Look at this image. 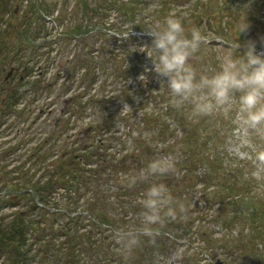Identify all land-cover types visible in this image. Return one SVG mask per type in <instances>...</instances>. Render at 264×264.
Returning a JSON list of instances; mask_svg holds the SVG:
<instances>
[{
    "label": "trees",
    "instance_id": "trees-1",
    "mask_svg": "<svg viewBox=\"0 0 264 264\" xmlns=\"http://www.w3.org/2000/svg\"><path fill=\"white\" fill-rule=\"evenodd\" d=\"M37 1H41V4L36 6V12L41 14L42 26L38 29L39 34L27 42L28 51L25 54V61L18 59L15 65L21 70V75L18 83L6 91L4 100L0 104V120L6 121L11 113L16 114L15 119H17L26 111L25 106L23 110L17 108L22 100H26L28 95L37 98L39 92L49 91L56 85L59 77L44 84V71L48 69L51 59L58 58V52L53 56H50V53L63 39L86 41L93 38L96 41L94 44L88 42L84 44L87 45L85 54L88 57L81 58L80 55L73 54L66 59L71 65L69 70L64 72L65 89L62 95L68 98L60 113V119H57L55 123L60 129V137L69 130L67 126L69 123L74 122L80 126L86 124L85 127L91 132L93 139L81 148L75 145L62 148L57 154L59 164L56 168L52 167V170L46 163L49 156L48 148L41 152L43 145H39L35 153L30 152L25 160L20 161L18 166L10 168L9 171H6L8 166L0 164V177L3 180L7 179L5 182L0 181V264H152L156 258H164L169 246L174 247L176 242H181V238L192 233L189 221L180 214L177 220L166 221L161 229V235L155 238L141 236L140 245L130 254L122 251L114 239V232L120 228L140 226L141 208L138 200L145 192L143 190L146 183L137 180L134 185H131L128 182L118 187V194L107 195H102L103 191L96 195V192L94 194L90 191V187L114 184L117 182L119 173L124 171L125 176L129 170L135 173L137 169L135 166L145 160L144 151L142 148L137 152L115 151L116 146H123L125 143L123 140L125 134L121 133L119 137L116 135L119 132V124L122 123L125 132L133 129L126 125L132 118L131 112H126L122 116L118 114L117 108L109 112L108 106L103 104L100 113L107 114L104 119L89 120L87 123L84 119L92 108L106 103L98 95L99 93L92 92L93 86L106 74L105 61H102L106 52L103 51L101 44L99 47H94L95 43L99 42L97 34L103 35V41L110 47L107 60L111 62V65L119 61L114 64L115 71H112L115 78L124 81L130 79L129 76H132V79L143 76L144 79L139 80L148 84L152 82L153 67H149L152 61L147 56L148 49L144 47L151 46L152 38L146 32L162 24L163 17L158 15V10L152 9L151 13H147V22L142 24L139 21L131 22L135 20L136 13H141L142 10L150 7L148 0H60L56 7L59 6L61 10H65L71 1L75 2L79 10L77 15H81L82 18H79L78 25H68L67 21L65 28V18L59 14H52L51 9L56 3L46 2V0ZM7 3V0H0V9H5ZM26 10L31 11L32 6ZM220 13L218 10L213 12L214 18L221 16ZM200 15L202 16V13ZM90 16L95 17L100 24L98 27L100 32L92 30L93 26L88 23ZM125 21L131 22V28H128L130 25H126ZM155 22L158 25H155ZM60 27H64V30L58 31ZM52 30H55V33ZM6 31H8L7 27ZM3 43H0V53H3ZM117 43L123 44L124 49L135 46L133 50H127V56L132 61V66H128V69L124 68L127 65L123 53L125 50L116 47ZM208 46L213 47V45ZM46 53L47 61L34 71L38 56L40 54L45 56ZM111 56L113 61L109 60ZM21 87H24V90L20 91ZM132 93L131 97L140 95L138 89H134ZM119 94L120 96H116L114 101L129 95L126 89ZM163 97L164 100L169 101L168 94ZM70 102L71 104H68ZM161 108L165 109V114L163 113L162 116L172 114L174 118H168L167 121L164 119V122L157 121V124L158 122L162 124H158L159 130H162L160 134L165 136L171 124L175 123V129L182 130L183 139H189L191 130L182 129L187 124L186 112L173 109L168 102ZM39 111L43 113L40 108ZM141 116L144 117V114ZM1 125L2 121H0V128ZM200 131L197 133H205L202 128ZM158 137L157 133L153 138ZM201 137L198 135L199 139ZM44 140L43 144L47 143L49 138ZM208 142L209 140L205 141L206 144ZM11 148L13 147H8L4 153ZM194 149L200 151V144L196 143ZM30 159L39 166L43 164V173L36 179V174L30 175L28 167L25 169V164ZM201 160L207 166L200 174L201 177L196 175L195 160L192 159L188 164L181 165L179 171H184L190 176L192 183L205 184L202 186V197L205 196L207 184L216 180L215 185L220 189V196L216 199L222 207L224 231H227L229 226L238 219L250 222L247 233L238 237L235 247L229 244L228 238L225 240L227 241L226 264H237L236 255L240 248L254 249V252L239 251L242 256L245 254L244 260H251L250 264H264V260L259 258L264 253L261 250L262 247L264 248V198L254 201L249 195L250 181H236L240 176L237 173V165L234 168L226 167L223 172L226 175L225 179L219 180L214 175L216 169L214 162L203 157ZM181 177L185 180L183 173ZM10 181L12 186L7 185ZM184 188L186 192L187 187ZM169 191L174 202L177 203L182 192L175 189ZM211 197L215 199L214 195ZM204 235H206L205 239L208 238L207 232H204ZM245 238L250 239L251 243L241 244ZM186 243L191 245L190 241ZM213 248L214 243L209 250ZM200 251L206 253L205 261L208 262H205L206 264H214V258L210 257L207 248H200ZM192 263L200 264L201 262L196 260Z\"/></svg>",
    "mask_w": 264,
    "mask_h": 264
},
{
    "label": "rangeland",
    "instance_id": "rangeland-1",
    "mask_svg": "<svg viewBox=\"0 0 264 264\" xmlns=\"http://www.w3.org/2000/svg\"><path fill=\"white\" fill-rule=\"evenodd\" d=\"M50 1H52L53 4L56 3L53 9H51V11H53L52 14H59L65 18V28L67 26V21L68 25L80 24L79 18H81V15H77L79 10L75 2L71 1L65 10H61L59 6L56 7L60 0H46V2ZM148 1L150 7L142 10L141 13H136L135 20L131 22L139 21L141 24L142 22H147V13H151L152 9L158 10V15L163 17V20L168 14L173 13L176 17L181 19L186 28L195 26L200 29L201 33L205 35L208 40L215 39L213 43L218 42L217 44H213V47L208 46L205 48L202 46L201 52L197 53V59L192 61V64L193 67L197 69L198 73L210 74L218 66L217 57L230 49L234 51L235 56H241L243 54V48L241 47L242 50H240L241 48H239V45H242L248 40L256 41V48L264 49V44L261 43V41L264 40V0ZM7 2L5 9H0V43L4 42L3 53H0V104L4 100L3 98L6 95V91L18 83L21 70L16 68L15 65L18 59L25 61V54L28 51L27 42L39 34L38 29L42 26L41 14H37L36 12V6L37 4L40 5L41 1L7 0ZM28 5L32 6L31 11L26 10L29 8ZM217 10L221 12V16L214 18L213 12ZM200 13H202V16ZM197 14H199V16ZM89 20L88 23L93 26L92 30L100 32L98 30L100 24L97 22L96 18L90 16ZM241 20H246L249 24V29L240 36L239 32L236 31V25ZM131 22L125 21L124 23L130 25ZM49 25L50 23L48 26ZM155 25H158V23L155 22ZM24 26L27 27L22 29ZM6 27L8 31H6ZM128 28H131V25ZM57 30L63 31L64 27H60ZM54 31L55 30H52V32ZM97 38L99 42L95 43L94 47H99L101 44L103 51L106 52V55L102 58V61H105L106 74L93 86L92 92L99 93L98 95L103 98L106 103L99 104L88 111V116L84 119V122L87 123L89 120L93 121L94 119H104L107 114H104V112L100 113L103 104L108 106L109 112L117 108L118 114L122 116L126 112H131L132 118L126 125L133 129L132 131L125 132L122 123L119 124V132L116 135L119 137V134H125V137L123 136L125 143L123 146H116L115 151L121 152L126 150L127 152L134 150L137 152L142 148L145 160L135 166L137 167L135 173L129 170L126 172L125 176V171L121 172L118 175L116 183L99 185L98 187L96 186L97 189L91 186L90 191L94 194L96 192V195H99L102 191V195L118 194V187L128 183L127 177H137L138 181H144L146 186L143 191H146L154 183H163L169 190H180L182 195L177 203L184 205L186 212L182 213L181 217L184 216L188 219L192 233L181 238V242H176L174 247L169 246L165 251L166 255L164 258H156L153 260L152 264H193L192 261L196 260H199L201 262L200 264H206L208 263L205 261L207 259L206 253L200 251V248L208 249L210 257L214 258V264H226L225 244H227V241L225 242V240L228 238L230 240L229 244L235 247V242L238 237H241V235L244 236V234L247 233L250 222L238 219L229 226L227 231H224L222 207L217 203L216 199L220 196V189L215 185L216 180H212L207 184L208 187L205 190V196L202 197V186L205 184L201 182L192 183L190 176L186 175L184 171L180 172L179 168H181V165L188 164L191 159L195 160L196 175L201 177L200 174L207 167L203 164V160H201L203 157L210 162H214L216 167L214 175H216L219 180H224L226 176L225 173L223 174L224 169L228 166L234 168L237 165V173L240 176L236 181H250L251 189L249 195L256 201L258 198H264V168L256 167L253 163V159L256 151L260 148H264V141L260 140L243 124L235 108V99L232 106L226 107L214 113L212 116L200 118L196 123L189 122L185 115L187 124L182 129L185 131L191 130L189 132V139H183L184 134L182 130L175 129L176 125L174 122L169 128V132L165 133V136L161 135L160 133H162V130H159L158 124H162L161 122L157 124V121L162 120V122H164V119L167 121L166 119L168 118H174L172 114L162 116L165 109H162L161 106H164V104L168 102L163 99V96L168 94L169 97L166 78H158L154 70L153 77H151L152 82L148 84L142 83L141 80H139L140 77L132 79V76H129L130 79L124 81L115 78L112 71H115L114 64L119 61L113 62L111 65V62L107 60L110 52L109 45L103 41V35L97 34ZM87 40L81 41V39H78V41H70L69 39H63L57 48L50 53V56H53L54 53L58 52V58L51 59L49 62L50 64H48V69L46 68L44 71V84L49 80H55L59 77L58 81H56V85L49 91L45 90L44 92H39L38 96H36L37 98L28 95L26 100H22L17 108L23 110L25 106L26 111L17 119H15L16 114L14 115L11 113L6 121L5 119L0 120L2 121L0 128V164L8 166L6 171H9L10 168H14V166H18L20 164L19 162L25 160L30 152L35 153L39 145H43L41 152H44V150L48 148L49 156L46 163L52 170V167L56 168L59 164L57 161V154L60 153L62 148H69L73 145L81 148L93 139L91 132L85 127L86 124L80 126V124L74 122L69 123L67 125L69 130L61 135V137L60 129L57 128L58 126L55 124L56 120L60 119V113L68 98L62 95V91L65 89L63 85L65 78L64 72L68 71L71 65L66 59L69 55L73 54H78L81 58H85L87 56L85 54L87 45L84 44L87 42L94 44V42H96L93 38ZM115 46L121 50H125L123 53L127 65H125L124 68L128 69V66H132V61L131 58L127 56V50H133L135 46L127 49H124L123 44L117 43ZM258 52L264 54V50ZM47 56V53L45 56L41 54L38 56L39 59L34 71H37V68L41 66L44 61H47ZM112 59L111 56L109 60L113 61ZM121 62L123 65L124 61L122 60ZM149 67H154L153 63H151ZM124 89L128 91L129 95L120 97L118 101H114L116 96H120L119 92ZM134 89H138L141 96L139 95L138 97L135 95V97H131ZM19 90L21 91V88H19ZM127 100L128 102H126ZM68 104H71V102ZM39 108L42 109L43 113L39 111ZM182 112L185 113L186 111ZM142 114H144V117L141 116ZM168 123H170V121H168ZM143 124H145V126ZM142 126L144 128H142ZM201 128L205 133L199 134ZM157 133L159 137L153 138ZM198 135L202 137L199 139ZM45 138H49V140L47 143L43 144ZM206 140H209L207 144L205 143ZM196 143L200 144V151L194 149ZM11 146L13 148L4 153V151ZM111 150H113V148ZM160 158L174 161L175 168L179 175L170 173L164 176H148L142 178L141 172L145 169L147 163L150 160ZM42 166L43 164L39 166L38 163L33 162V159H30V161L25 164V169L28 167L30 175L36 174V179L43 173ZM182 173L185 180L181 177ZM2 180L3 178L0 177V181ZM6 180L7 179H4L3 182ZM231 180L232 179H230V181ZM7 185L12 186V182L10 181ZM184 187H187L186 192H184ZM212 195L215 196V199L211 197ZM86 196L89 195L86 194ZM227 209L229 210V208ZM226 210H224V212H226ZM204 232L208 233V238L206 239ZM172 241L174 242V239H172ZM186 241H190L191 245H187ZM213 243L214 248L209 250V247H211ZM249 243H251V240L248 238H245L244 242L241 241V244ZM240 250L254 252V249L240 248L236 255L237 264H250L251 260H244L243 256H245V254L242 256L239 253ZM261 250L264 252L263 247ZM259 258L264 260V253L260 255Z\"/></svg>",
    "mask_w": 264,
    "mask_h": 264
},
{
    "label": "clouds",
    "instance_id": "clouds-1",
    "mask_svg": "<svg viewBox=\"0 0 264 264\" xmlns=\"http://www.w3.org/2000/svg\"><path fill=\"white\" fill-rule=\"evenodd\" d=\"M249 24L241 20L236 25L240 36L246 33ZM151 46L144 47L153 63L157 77L166 78L169 105L177 111H186V119L196 123L200 118L233 105L243 124L260 140L264 141V54H257L256 41L248 40L239 48L237 57L230 49L217 57L218 66L210 74L198 73L192 61L208 39L199 28H186L175 14H168L162 24L146 32ZM264 44V40L261 41ZM144 79L143 76L140 77ZM253 163L264 168V148L256 151ZM179 175L174 161L160 158L150 160L141 177ZM134 185L137 177H127ZM141 208L139 227L120 228L114 232V239L121 250L131 253L141 243V236L155 238L161 235L166 221H175L186 212L183 204L174 202L173 196L163 183L152 184L138 200Z\"/></svg>",
    "mask_w": 264,
    "mask_h": 264
}]
</instances>
